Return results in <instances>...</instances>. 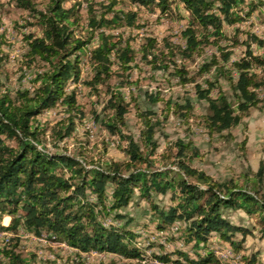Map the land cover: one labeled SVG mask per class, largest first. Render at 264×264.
Returning <instances> with one entry per match:
<instances>
[{"label":"trees","instance_id":"obj_1","mask_svg":"<svg viewBox=\"0 0 264 264\" xmlns=\"http://www.w3.org/2000/svg\"><path fill=\"white\" fill-rule=\"evenodd\" d=\"M13 1L30 11L42 28L41 36L32 33L25 36L28 49L21 68L42 65L33 71L32 89L9 90L0 72V226L14 234L0 240V264H57L56 258L38 263L35 253L23 255L19 251L23 233L45 236L49 242L65 243L77 249L70 251V257L62 264H86L82 253L91 250L144 260L146 255L140 234L130 227L133 219L121 223L126 217L121 210L138 199L149 202L158 230L177 231L182 242L191 247L189 252L176 249L154 255L168 263L221 264L209 244L215 235L219 242L227 241L235 252H242L252 231L230 220L225 209L242 210L256 217L264 236L263 165L255 178L246 176L242 183L237 178L220 181L203 170L192 169L189 166L198 151L191 143L180 139L170 142L163 151L158 150L155 135L163 120L152 110L137 109L140 142L126 133L130 104L125 101L123 92L111 83L119 71L112 68L111 56L115 55L124 74L132 67L136 52L129 40L111 30L125 24L135 26L137 14L114 10V1L109 5L102 3L104 10L100 14L95 11L96 4L90 3L88 32L91 37L98 36V44L92 50L94 74L87 83L97 92L100 85L107 86L110 97L102 124L117 138L118 146L128 157L125 160L106 158L105 150L97 159H88L83 147L73 153L66 149L56 153L41 151L38 144L46 136L47 127L39 121V116L62 100L67 116L52 127L53 138L62 141L73 137L77 116L84 114L75 91L67 94L65 90L71 81H79L78 52L90 40L76 37L71 26H79L83 16L76 6L66 8L65 0H50L45 10L38 9L32 0ZM132 1L146 7H159L162 12L171 4L170 0ZM183 1L191 12L189 24L183 31L185 45L165 39L163 47H159L155 38L147 37L141 46L142 58L155 68L168 70L177 56L193 59L205 46L223 49L220 42L227 37L224 25L243 21L241 11L246 7L247 16L258 7V3L246 0ZM258 2L264 5V0ZM238 32L236 28L235 35ZM252 40L264 45L262 39L250 32L242 42L246 45L245 55L234 61L229 69L226 62L231 57L230 51H221L225 61L222 65L216 54L201 65L202 71L213 66L216 70L212 79H206L205 85L196 83L197 96L208 102L205 125L210 134H222L243 124L251 110L259 106L258 89L264 86V78L255 69L264 64V57L254 53ZM2 67L3 58L0 57V70ZM176 71L188 80L182 65L176 64ZM234 72H237L236 78L232 75ZM223 73L234 89V102L218 85ZM214 89H218L216 96L212 94ZM149 98L154 103L160 100L153 94H149ZM191 108L190 101L182 105L167 100L164 118L172 109H184L189 113ZM246 142L247 137L242 141L244 149ZM190 152L193 154L189 155ZM182 168L188 173H183ZM167 193L171 204L163 208L153 196ZM110 216L112 222L106 225ZM4 217H10L7 226L3 225ZM239 233L242 239L237 238ZM242 257L245 262L256 264L259 253Z\"/></svg>","mask_w":264,"mask_h":264},{"label":"rangeland","instance_id":"obj_2","mask_svg":"<svg viewBox=\"0 0 264 264\" xmlns=\"http://www.w3.org/2000/svg\"><path fill=\"white\" fill-rule=\"evenodd\" d=\"M32 1L38 9L45 10L50 0ZM112 1L115 2L113 5L114 10L137 14L135 26L130 27L125 24L111 30L116 35L121 34L123 39L129 40L136 52L135 60L131 63L132 67L124 74L119 69L120 65L115 59V55L111 56L112 68L116 71L119 70L113 76L111 83L113 87L123 92L125 101L130 104L125 128L126 133L140 142L141 124L137 116V109L152 110L160 115L163 120L155 135L160 152L170 142L181 139L185 143H191L192 147L198 151V154L192 158L190 168L203 170L220 181L237 178L242 183L246 176L255 178L260 166H264V86L258 89L259 106L251 110L249 116L244 119L243 124L222 134H210L205 125V117L209 112L208 102L197 96L196 83L205 85L206 79L214 77L215 66L208 71L201 70V65L210 56L216 54L222 65L225 61L222 59L221 51H230L231 57L226 62L227 69H229L234 61L245 55L246 45L242 42L249 37L250 32L259 38L264 36L261 29V26L264 25V5L259 4L258 1L260 0H246L248 3H258L256 10L247 16L245 15L248 12L246 7L245 10L241 11V15L244 17L243 21L235 25H224L227 37L220 42L223 49L210 45L205 46L202 53L196 55L193 59L188 60L177 56L175 63L171 64L168 70L155 68L152 63L143 59L141 46L147 37L155 38L159 47H163L165 39H169L177 45H185L183 31L189 24L191 12L187 9L183 0H170V7L165 12H162L159 7L140 6L132 0H65L64 6L66 8L76 6L83 16L79 26L75 24L71 26L76 37L86 41L90 40L78 52L80 79L78 82L71 81L65 90L66 93L75 91L77 101L84 109V114L77 116L73 137H66L62 141H58L52 136L54 124L67 116L66 106H64L62 100L39 116V121L47 127V134L41 142L45 149L54 153L66 149L73 153L79 147H83L88 159H97L105 150L107 151L105 152L106 158L125 160L128 157L126 152L118 146L117 138L102 124V119L105 116L104 108L110 97L107 86L100 85L99 92H97L87 83L94 74L92 50L98 44V36L93 34L91 37L90 32H88L90 3L94 2L96 4L95 11L100 14L104 10L101 4L109 5ZM236 28H239L238 35L234 33ZM30 33L38 36L42 35V28L37 23V19L30 14V11L20 7L16 1L0 0V57L3 58V67L0 72L5 87L11 91L32 89L33 71L42 65H35L32 69L21 68L24 54L28 49L25 36ZM235 39L238 42L235 43ZM251 48L255 54L264 57V45L252 40ZM176 64L182 65L188 80H184L178 74ZM255 70L261 78H264V64L258 66ZM232 75L236 78L237 72ZM122 81H125V84H122ZM218 85L234 102L236 99L234 89L227 75L223 73L219 76ZM217 91L218 89H214L212 94L216 96ZM149 94L158 95L160 100L154 103L150 100ZM167 100L182 105L190 101L192 105L191 112L188 113L184 109L178 111L172 109L169 116L164 118L163 109ZM245 137H247V142L244 149L242 141ZM191 154L193 152L189 153V155ZM182 171L185 174L188 173L186 168H182ZM262 185L264 190V175ZM153 197L154 201L163 208H168L171 204L169 193L154 194ZM121 212L126 215L124 219H121V223L126 222L129 218L133 219L130 227L140 234L139 240L142 246L144 245L145 259L120 257V254L109 255L104 258L91 256L84 258L86 264H154L155 259L161 260L154 256L157 253H169L176 249L192 251L190 245L184 244L178 237L177 231H160L156 228L153 223V212L147 200L138 199ZM224 212L234 223L243 224L252 231L247 236L244 249L240 254L252 255L259 253V260L256 264H264V236L260 231V225L256 223V217L249 216L242 210L225 209ZM3 221L9 223L10 218L4 217ZM107 221L111 223L112 217H108ZM176 225L179 226L180 223L177 222ZM215 236L213 237L214 240H210L209 243L213 250L215 248L212 241H216ZM237 238L242 239V234H237ZM218 245L221 250L231 246L227 241L220 242ZM19 251L27 256L28 253H35L38 263L43 262L46 258H56L57 264H62L71 254L69 249L61 247L58 243L33 238H24ZM58 254L61 257H58ZM175 257L176 255H173V258ZM226 263L249 264L235 259H229Z\"/></svg>","mask_w":264,"mask_h":264},{"label":"built area","instance_id":"obj_3","mask_svg":"<svg viewBox=\"0 0 264 264\" xmlns=\"http://www.w3.org/2000/svg\"><path fill=\"white\" fill-rule=\"evenodd\" d=\"M139 4V3H138ZM141 6V4H139ZM186 6V5H185ZM188 9V8H187ZM189 10V9H188ZM258 28V27H257ZM261 29L263 30L264 32V25L261 26ZM260 38L264 41V36ZM73 91H69L67 92V94H70L72 93ZM38 148L41 150V151H45V152H50L49 150L45 149V147L43 146V144H38ZM9 223H5L3 222V225L4 226H7ZM105 224L108 225L109 222L106 220L105 221ZM14 235L12 232L10 231H6L5 229H3L1 226H0V240H3V239H8L10 236ZM22 237L23 239L24 238H33V239H37V240H40V241H48L47 238L45 236H42V237H38V236H31L29 234H25L23 233L22 234ZM211 240H214L211 239ZM215 240L216 241H212L214 243V250H215V254H216V257L219 259L220 263L221 264H227L226 262L229 260V259H235L237 261H244L243 260V257L240 253H237L234 251V249L230 246V247H227L226 249L224 250H221L220 249V246L218 245L219 242V239L217 236H215ZM57 243V242H55ZM61 247L63 248H67L69 249L70 251H77V249H73L71 247H69L67 244L65 243H58ZM84 258H89L91 256H97V257H100V258H104L106 256H109V255H116V253H112V252H100V251H97V250H91V251H88V252H83L82 253ZM120 257H123L122 255H120ZM47 259V258H46ZM54 259V258H53ZM245 262V261H244ZM154 264H173V263H168V262H165V261H162V260H157L155 259L153 261ZM247 263V262H246Z\"/></svg>","mask_w":264,"mask_h":264},{"label":"clouds","instance_id":"obj_4","mask_svg":"<svg viewBox=\"0 0 264 264\" xmlns=\"http://www.w3.org/2000/svg\"><path fill=\"white\" fill-rule=\"evenodd\" d=\"M10 218V217H9ZM4 222V221H3ZM10 222V221H9Z\"/></svg>","mask_w":264,"mask_h":264}]
</instances>
